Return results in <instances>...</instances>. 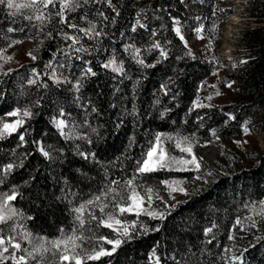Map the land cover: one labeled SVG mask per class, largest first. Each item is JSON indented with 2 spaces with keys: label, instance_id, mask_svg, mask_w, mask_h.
Returning <instances> with one entry per match:
<instances>
[{
  "label": "trees",
  "instance_id": "trees-1",
  "mask_svg": "<svg viewBox=\"0 0 264 264\" xmlns=\"http://www.w3.org/2000/svg\"><path fill=\"white\" fill-rule=\"evenodd\" d=\"M197 1V15L184 0H73L62 16L64 0L47 7L37 0L19 11L0 4V264H33L42 246L35 234L66 241L61 231L82 239L53 246L56 264H74L62 256L100 248L111 254L84 264H227L229 237V264H264V148L243 141L264 136V0H252L250 21L258 24L242 29L226 72L225 63L184 44L175 29L179 19L215 40L232 8ZM26 38L33 44L23 55ZM17 120L15 131L3 130ZM211 131L233 137L248 159L224 147L225 163L207 171L170 163L138 172L158 135L166 161H190ZM188 147L191 153L181 151ZM195 172L201 182L189 190ZM142 175L168 182L164 194L173 203L158 196L138 212L121 213L116 205L130 203L127 182L140 193ZM81 205L82 214L75 211ZM109 213L113 221L137 218L127 234H116L114 251L107 247L114 228L99 222ZM11 240L23 259L3 252Z\"/></svg>",
  "mask_w": 264,
  "mask_h": 264
},
{
  "label": "rangeland",
  "instance_id": "rangeland-1",
  "mask_svg": "<svg viewBox=\"0 0 264 264\" xmlns=\"http://www.w3.org/2000/svg\"><path fill=\"white\" fill-rule=\"evenodd\" d=\"M185 4L187 7L191 8L193 6V12L191 14L197 15L199 14L198 12L200 11V3L197 0H184ZM252 4V0H216V6L219 8H223L225 6H230L232 8L231 12L225 16L223 21L219 24V31L218 35L216 36L215 40L212 41L209 40L202 32L196 31L197 29L190 24H187L183 21H180L179 19H176L175 22V29H179V35L182 38L184 44L189 46L190 48L195 49L196 51L208 55V54H213L215 57L219 58L223 63L226 64L227 67H224L221 72H226L229 70L234 63V58L237 56L236 49L240 48L242 46V38H241V31L244 27L250 25V24H258L256 22H251L250 18V6ZM207 11V8L205 9L204 12ZM33 44V39L32 38H26L24 41L21 43V51L23 55H25L29 49V47ZM21 56L24 57V56ZM23 59V58H22ZM219 71V72H220ZM231 94V90L225 91L222 95L218 97L219 100H223L226 97H229L228 95ZM218 142V147H219V152L218 155L215 156L212 160L208 161H203L200 153L204 150H207L212 147L214 142ZM247 144V148L251 146V143L253 141H256L257 144L261 147L264 148V136L263 135H253L249 134L246 135V138L243 140ZM155 146V145H153ZM224 147L229 148L233 153L237 154L239 157H242L243 160H247V156L241 149H236L235 148V141L233 137L226 136L220 133H217L216 131H211L210 133V140L207 143H202L200 142L199 145L195 147V155H196V160L199 163V168L202 170H209L212 167H217L219 166L220 163H225V156L223 153ZM149 151V150H148ZM147 159V155L146 158ZM144 159V160H145ZM153 161L157 159V154H154L152 157ZM155 166V164L153 165ZM145 175V174H144ZM142 175V176H144ZM156 177V176H155ZM158 178V177H157ZM160 179V178H158ZM140 180V179H139ZM161 180V179H160ZM149 186L156 187L158 186V180L157 179H145L143 181ZM161 184L163 185L162 181H160ZM201 182V176L200 173L195 172L191 178V182L188 185L189 190H192L195 185H198ZM144 183L141 185V189L145 190L147 189L146 185L144 187ZM146 191V190H145ZM164 189L160 191L159 194L161 195H156V193L153 192V199L152 201L147 200V197L145 196L146 193L141 196L144 197V200L142 202V205H151L155 203L156 197L159 196L162 197L160 198L162 201L163 199L169 200L171 203H173V200L168 196L164 194ZM183 194H179L176 197L179 199L182 197ZM166 202H164V205ZM167 205V204H166ZM140 211V210H139ZM134 212H137V210H134ZM130 217V216H129ZM136 217H126V218H120V224H115L114 221H110V223L113 224V228L115 230V236L113 240H119V236L116 234H119L121 232L125 233V229L127 232L132 228V226L135 224ZM262 227L264 228V220L262 222ZM35 234L34 238L36 240L42 239V246L39 247L40 251L36 253L35 260L33 261V264H56L54 259H52L51 252H54V247L52 244L49 246V241L52 243V239H49L51 237H48L42 233ZM59 234H64L66 237L72 236V231H61ZM113 234V233H112ZM47 242V243H46ZM227 245L231 247L233 245V240L231 237L228 238L226 241ZM17 244L16 240H11L9 244H6L3 247V252L8 253L11 252L13 255V260L14 261H19L21 260V255L18 253L17 249L15 248L14 245ZM115 246L114 244L107 245L109 250H111ZM4 248H7V251H4ZM43 249H47L48 251L44 252ZM42 253V256H41ZM2 257V256H0ZM3 259L0 258V261Z\"/></svg>",
  "mask_w": 264,
  "mask_h": 264
},
{
  "label": "snow or ice",
  "instance_id": "snow-or-ice-1",
  "mask_svg": "<svg viewBox=\"0 0 264 264\" xmlns=\"http://www.w3.org/2000/svg\"><path fill=\"white\" fill-rule=\"evenodd\" d=\"M7 3V7L9 9H12V8H15L17 11H19L20 9L22 8H29V7H33L36 3H37V0H30L29 3H21V4H17V3H14V0H0V4H3V3ZM40 2H42L44 4V7H47L48 5L50 4H53V0H40ZM72 3H73V0H64V2L61 3V9H60V13H58V15H63V12L65 9H70L71 6H72ZM42 17H37V19H41ZM72 27H75L74 25ZM94 27L92 29H89L88 31H94ZM177 33H179V29L176 30ZM97 35L99 33H96ZM156 47H159V45L157 44ZM137 54H139V50L137 49L136 50ZM139 63L141 64H144V61L143 60H139L138 61ZM90 71V69H89ZM24 115H29L28 112H25ZM21 123V121L17 120L15 122V124H9V123H4L3 124V130L4 131H15V127L17 124ZM63 125V121H60L59 124H58V127L59 126H62ZM247 131V129H246ZM2 134V133H0ZM21 139H23V137H21ZM160 136L158 135L156 137V145L153 146V147H150L149 151L147 152V159L143 160L142 163H141V166L138 168V172L140 173H148V172H152V171H156L157 170V167L153 166L154 164L155 165H158L159 168H166V167H169L170 163H184V164H195L197 169L199 168V163L197 162L195 156L192 157V159L190 161H186V160H183L181 158V160L177 161V158L176 157H170V159L168 161H166L164 159V157L167 155V153L165 152V150L159 146L160 144ZM185 141L188 140L187 137L184 138ZM180 145L177 144V147H179ZM181 151H187L189 153H191V147H188V148H181ZM154 154H157V159L155 161H153L152 157ZM44 155H48L47 152L44 153ZM12 165H8V168H11ZM132 181L129 180L127 182V186L131 189L130 193L127 195L126 199L127 201H130V203L126 204L125 206H121V205H116V207L119 208V211L121 213H124L126 211H134V210H137V212L139 210H142L141 209V205H142V202L144 200V197L140 195V193H138L136 191V189L134 187H132ZM162 183H168L166 181H162ZM181 191V192H184L185 190L183 188H179V189H176V188H173L172 191ZM109 191H112V192H115V189H110ZM146 192L149 194L147 196V199L148 200H151V195L150 193L152 192V189L149 188L146 190ZM187 194V193H185ZM105 195H107V193H105ZM120 195V198L121 199H125V197L123 196V194H119ZM15 197L14 196H9L7 199L8 200H12L14 199ZM101 199L100 196H97L95 198V201H99ZM95 201H89L88 203L89 204H92L94 203ZM104 207H107V205H104ZM104 207H101L100 208V211L103 212L104 211ZM83 208H84V205H81L80 208H77L75 209V211L77 213H81L83 212ZM149 215H153V216H159V218H163V213H148ZM4 217L3 215H0V220H3ZM91 219L95 220L97 219L96 216H91ZM113 216L109 213L107 214V219H102L100 220V224H102L103 226L105 227H109V228H112L113 227V224L110 223V221H113ZM77 220L80 221V225L81 227L84 226L85 224V220L82 218V215H78L77 216ZM114 223L115 224H120V221L119 220H114ZM239 223V221H238ZM208 231H211V229H209ZM124 234H127V230L125 229V233ZM78 239H82L81 237H77L75 235L73 236H69L67 237L66 241H52V244L54 247H57L59 248V246L64 243L66 246L68 243H71L72 245H75L76 244V241ZM101 239H104L103 237H101ZM108 243L110 244H114V245H119L120 241L119 240H115V241H107ZM0 243H3V240H0ZM15 248H19L20 245L19 244H15L14 245ZM115 249L113 248V251ZM4 251H7V248H4ZM36 251H40L39 248L36 249ZM44 252L48 251L47 249H43ZM111 253L106 251L105 249L103 248H100V249H93L91 252H85L84 254H79L77 253L76 255L74 256H68V255H64L62 256V260L64 261H74V264H84V261L85 260H99L101 256H104V255H110ZM41 256H42V253H41ZM23 259V258H21Z\"/></svg>",
  "mask_w": 264,
  "mask_h": 264
},
{
  "label": "built area",
  "instance_id": "built-area-1",
  "mask_svg": "<svg viewBox=\"0 0 264 264\" xmlns=\"http://www.w3.org/2000/svg\"><path fill=\"white\" fill-rule=\"evenodd\" d=\"M157 179L159 182V184H158V186H156V187H152V186H149V185H147V189H149V188H151L152 189V192L150 193V195H151V200H149V201H152V200H154L153 199V192L154 193H156V195H160L159 193H160V191L163 189V185L161 184V182L160 181H162V180H160V179H158L157 177H155V176H150V175H146V176H143L140 180H138V189H139V192L141 193V194H145L146 193V197L149 195L145 190H147V189H145V190H143V189H141V185H142V183H144L143 181H145V179ZM157 198V197H156ZM148 200V199H147ZM165 202H166V204H167V206H170L171 205V202L169 201V200H167V199H165ZM222 253H223V259H224V261L227 263V264H229V263H231L232 261H233V256H232V254H231V250H230V246H228L227 245V242L225 243V245H224V247H223V250H222Z\"/></svg>",
  "mask_w": 264,
  "mask_h": 264
},
{
  "label": "bare ground",
  "instance_id": "bare-ground-1",
  "mask_svg": "<svg viewBox=\"0 0 264 264\" xmlns=\"http://www.w3.org/2000/svg\"><path fill=\"white\" fill-rule=\"evenodd\" d=\"M218 152H219L218 142L215 141L211 148L202 151L200 155L203 161H208V160H212L215 156H217ZM145 185L147 187L146 183H144V187Z\"/></svg>",
  "mask_w": 264,
  "mask_h": 264
}]
</instances>
